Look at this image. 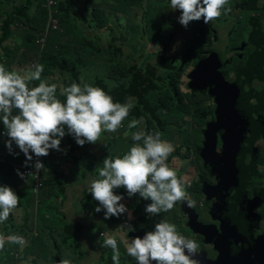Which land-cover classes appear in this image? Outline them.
Masks as SVG:
<instances>
[{
	"label": "rangeland",
	"instance_id": "obj_1",
	"mask_svg": "<svg viewBox=\"0 0 264 264\" xmlns=\"http://www.w3.org/2000/svg\"><path fill=\"white\" fill-rule=\"evenodd\" d=\"M112 1L116 0H0V64H3L8 70L9 67L17 69V71L19 68V72L23 74L24 67L26 70V65L30 62V54L33 53V59L29 67L34 70V65L42 64L41 80L46 81L48 84H57L56 96L61 102H64L66 97L61 93V88L68 87L72 83L80 84L72 79L70 72L83 69L80 68L83 65L94 66V74H97L95 77L93 75L89 76L87 78L88 83L99 87L96 86L95 82L97 83L101 78L110 91H115L133 83L132 77L123 76V72L129 71L133 67L144 68V64L149 61L152 65H155L157 63L156 55L163 54L168 61V68L161 69L159 67L158 77L151 79L152 83L158 85L159 91L152 94L150 101L153 105L157 102L169 105L174 97L179 99L180 104H172L177 107L173 113L159 112L163 117V127L160 129L163 136H160V139L174 146V151L169 155L167 163L170 167L176 169L178 177L186 182L185 190L188 197L191 198L189 193L201 192L203 181H209L210 174L205 169L187 172L183 170L180 172L183 166L189 169L195 165L196 161L199 164H202L203 161L201 146L205 136L200 137L198 150L190 148L189 144L193 135L200 129L206 131L208 125L196 124L193 115L202 118L205 114H211L212 118L214 117L216 103H213L210 93L216 91L222 78H227V82L232 83L231 79L232 81L236 80L240 70L242 72L245 68L244 60L246 57L238 56L240 53L232 55V59L228 63L230 50H227V45L232 41L237 49L241 47L240 44L238 45L239 39L236 36H231L232 26L235 28L239 22L244 21L248 16L256 17L259 15H253L257 11L251 10L247 6L237 7L236 2L238 0H229L228 5L225 7L231 10L226 13L222 10L219 18L210 21L209 24H205L203 18H201L198 21H190L188 26L185 27L179 22L181 10L171 9L170 0H136L139 6L143 5V7L135 5L132 12L120 13L118 16L112 13ZM124 2L129 3L128 0H124ZM6 11L12 13L13 21L6 32V37L2 39L4 23L8 18ZM63 22L67 25H64ZM261 24H264V21H261ZM213 29L214 31L218 30V33H220L219 38L221 41L217 42L219 45L215 44V35L212 34ZM117 37L120 39L117 45L125 46L122 47L123 58L120 61L117 60V56L111 55L114 44L110 40ZM243 37L244 39L247 38V31L243 33ZM100 48H103L104 52L101 53ZM207 50L211 51L208 56H206ZM36 51L37 54L34 55ZM131 53L136 58V62L133 64H130V60L127 58ZM20 69H23V71ZM91 69L87 67L83 70ZM196 70L201 74L196 80H192L191 77ZM150 72L153 73V70H150ZM47 73L54 74L53 78L46 79ZM39 83L40 81H32L29 85L34 87ZM206 84L211 86L207 96L202 93H194V88H200L201 85L206 87ZM176 86L180 89V95L174 91ZM102 89L109 94L104 88ZM198 96L204 99L197 100ZM215 98L216 96H214ZM203 105H205L206 110L197 111V108ZM135 106L136 103L133 107L136 108ZM144 108V106L140 107L141 110ZM187 110L191 112L188 113ZM17 113L18 110H14V114ZM133 119H135L133 116L131 118L127 117L122 122V126L115 132H106L105 138H107V141L103 140L104 137L101 135L102 142L91 152L87 149L88 143L80 146L75 140L71 141L74 138H71L67 126H65V136L61 138V150L50 149V157H55L56 163L70 161L72 164L59 165L58 174L60 175L62 171H65L66 200L63 201L61 197H58L52 198L48 203L42 201V206L46 205L48 209L42 210L41 213L36 206L37 204L40 207V201H38L36 194L34 196L26 192L21 200L16 189L6 181V179H10L12 182L17 181L18 189V177L21 178L18 171L22 173L21 168L28 165V162L27 164H22L19 161L17 163L16 153L8 155L6 158H0V186L7 185L11 187L19 197L17 208L10 213L5 222L0 223L2 224L0 235L8 237L27 234L28 227L24 225L26 220L30 222L28 226L33 227L31 230L32 235H39L34 222H37L38 228L47 223H56L55 229L57 230L59 228L58 222L62 221L53 213L57 210L65 215L64 220L67 224H74L79 227L77 231L80 233V242H71L68 244L67 249L61 247V238L56 233L55 235L50 234L48 230L41 232L43 241H47L42 247L36 245L31 239L27 241L22 250L18 251V248L10 250L15 244L6 242L4 248L7 250L1 254V258L4 256L6 259L9 253L11 263L7 262L6 264H63L64 260L69 261V264H113L112 249L102 246L103 240L108 236L117 239V245L121 253L120 264H129L128 258L130 256L127 255L125 241H131L130 235L127 237L129 231L136 232L133 210L140 208L147 213L145 209L151 203V200L143 199L139 193L129 197L124 187L114 189V194L122 196L120 203L126 206L127 211L108 219H105L103 208L100 215L96 216L94 214L99 202L93 196L89 197L84 204L83 201L84 190L87 189L91 181L100 178L97 169L103 167V160L105 158L114 159L117 156L122 157L136 143L131 138L132 133L139 130L146 131L147 124L143 123L141 126L138 125L137 128H129L128 124ZM184 123L188 125L191 135L189 137H177L179 127ZM151 129L154 133H157L155 129ZM2 131L6 133L3 122L0 120V137ZM165 134H169L170 138L164 136ZM4 140L7 141L8 139L0 138V143ZM260 143L262 141L258 145L261 150V157L264 159V145ZM17 150L21 151L18 146ZM85 153L91 157L89 162L83 161L81 164L79 160L78 162L74 161V158L80 159ZM177 161L181 163L180 170L176 165ZM47 167L48 180L56 179V181H59L57 175L50 173L53 171V167ZM78 167H81L80 171L83 176L77 179L73 178L69 170L65 169L68 168L74 171ZM197 174L202 176L195 178ZM21 179L30 190L29 180L24 176ZM192 180L194 181L193 188ZM263 187L264 166L259 170L256 186H253L250 195L258 192ZM61 190L60 186L56 185L51 190V194L55 196ZM28 198H32L33 203L29 210H25L21 203L26 204ZM201 199L202 196L200 195L196 201L198 216L201 222L206 223L209 220L208 212L211 205L206 204L207 209L202 210L199 208ZM192 200L195 201L193 198ZM132 203H134L133 206ZM262 208V218L264 220V205ZM26 211L30 213L28 217H26ZM179 213L176 204L168 212L155 215L148 213L151 227L144 225L143 229L148 227L151 229L149 231H152L156 223L166 220L175 224L180 234L197 242L195 234L177 221V217H181ZM94 223L96 225L92 228ZM129 224H133L131 226L132 230L128 229ZM13 226H15L14 231L19 232L18 234L8 233V227ZM262 226L263 234L261 236H264V221L261 224ZM67 233L71 234V230H68ZM49 237L51 240H49ZM32 247H36V251H34L33 257H29L25 254V251ZM102 253H106L104 260L102 259Z\"/></svg>",
	"mask_w": 264,
	"mask_h": 264
},
{
	"label": "clouds",
	"instance_id": "obj_2",
	"mask_svg": "<svg viewBox=\"0 0 264 264\" xmlns=\"http://www.w3.org/2000/svg\"><path fill=\"white\" fill-rule=\"evenodd\" d=\"M228 2L170 0V7L181 10L179 22L187 27L190 21L203 18V22L209 24L219 18L222 10L224 13L231 10L225 7ZM164 61L167 60L164 58ZM33 68L21 74L0 64V120L9 137L6 146L11 152L15 142L24 153L26 164L32 160V154L41 157L47 156L50 149L60 151L65 126L78 145L83 146L86 142L94 144L100 141L103 132H115L120 128L134 106L131 100L114 102L102 88L86 83L62 87L61 93L66 100L61 102L56 96L57 84L41 80L43 65L36 64ZM32 81L40 83L29 87ZM14 110L18 113L14 114ZM142 123V118L133 119L128 127L137 128ZM131 138L136 143L130 150L122 157L105 158L103 167L97 169L100 178L90 183L89 192L99 202L95 211L100 212L103 208L105 219L125 213L126 206L120 203L122 196L113 191L120 187L126 189L129 197L139 193L143 199H150L151 203L145 209L150 215L168 212L179 201H186L189 207H195V201L188 197L185 190L186 182L167 163L174 146L161 140L159 132L152 134L139 130L132 133ZM34 167L41 170L44 165L37 160ZM18 174L23 178V173L18 171ZM18 204L19 197L13 189L7 185L0 186V223L8 219ZM60 219L62 221L58 223L65 221L63 216ZM129 230H132L131 227ZM6 242L18 244L21 248L27 243L23 236L6 238L0 235V250L4 249ZM125 245L127 255L135 258L137 264H152V261L156 264H198L193 258L199 249L197 242L180 234L176 225L166 220L156 223L154 230L146 232L143 238L125 241ZM102 246L110 247L113 264H120L117 239L108 236ZM63 264H69V261L64 260Z\"/></svg>",
	"mask_w": 264,
	"mask_h": 264
},
{
	"label": "water",
	"instance_id": "obj_3",
	"mask_svg": "<svg viewBox=\"0 0 264 264\" xmlns=\"http://www.w3.org/2000/svg\"><path fill=\"white\" fill-rule=\"evenodd\" d=\"M229 91L232 95L229 96ZM252 95L251 91H248ZM237 85L230 83L223 87L216 96L215 121L207 127L201 150L205 168L217 177L218 185H205L203 191L210 200L218 197V205L212 215L221 221V231L214 225H205L198 220L199 216L191 210L188 213L190 228L194 233L206 237L207 243H214L235 264H264L261 258L264 253V236L253 240L254 228H259L261 221L254 215L256 202L248 197L250 180L259 171L264 161L261 150L256 144L264 140V118L262 104H240ZM257 94L264 96V79L260 82ZM219 147L222 151L219 152ZM250 223V226H248ZM146 229L131 231L130 237H140ZM204 257L205 255H195ZM195 259V257H193ZM152 264H156L152 261Z\"/></svg>",
	"mask_w": 264,
	"mask_h": 264
},
{
	"label": "trees",
	"instance_id": "obj_4",
	"mask_svg": "<svg viewBox=\"0 0 264 264\" xmlns=\"http://www.w3.org/2000/svg\"><path fill=\"white\" fill-rule=\"evenodd\" d=\"M128 1H129V3L124 2V0L112 1L111 2L113 4L112 13H114V14H116V16H118L120 13L125 14V13L129 12L130 10L133 9V7L135 5L139 6V4L136 0H128ZM236 3H239V5H241V6H247L253 10H263L264 11V0H238ZM139 7H143V5H141ZM120 8H122V9L118 10ZM6 15H8V18L6 19V21L4 23V35H3L2 39H4L6 37V32H7L8 28L12 25V21H13L12 20V13L10 11H6ZM63 23H64V25H67V23H65V22H63ZM203 27H204V25H203ZM255 30L259 34H260V31L262 30L257 22L255 23ZM262 38L263 37L261 35H257L255 38V42H259ZM110 41H112V43L114 44L113 51H112L111 55L117 56V60L120 61L123 58L122 47H125V46L124 45H122V46L117 45V43L120 42L119 37L113 38ZM254 45H257V44L254 43ZM102 49L103 48H100L101 53L104 52V50H102ZM91 52L95 53L93 51H91ZM203 54H205V53H203ZM202 56H204V55H202ZM156 57H157V63L155 65H152L151 62L149 61V62L144 64V68H139V67L134 68L133 67V68H131V70H129L125 73L124 72L122 73V75L125 77H129V76L132 77V80H133L132 85H125L123 88H119L118 90H115V91H110L107 88V86L105 85L103 80H100L97 83L95 82V84H96V86L102 87L107 92H109V95L112 96L114 102L125 103V102L131 100L133 105H134V103H136V106H135L136 108L132 107L130 109L128 117L131 118V116H133L137 120L142 118L143 124H147V126L145 127V129H146L145 132L155 134L153 132V130L151 129V128H153L156 130V132L160 133V136H163V133L160 131V129L163 127L162 126L163 117H162V115L159 114V112L165 111L168 113H173L177 107L172 105V104L173 103L180 104V102H179V99H177V97H174V99L170 101L169 105L163 104L162 102H159V103L157 102V104L153 105L152 102L150 101L152 94L155 91H159L158 85L156 83H152L151 79L154 77H158V74H159L158 68L159 67L161 69H167L168 68V61H164L163 54L160 53V54L156 55ZM127 58L130 60V64H133L134 62H136V58L132 55V53L129 56H127ZM87 67L95 69L94 66H87V65H83L80 68L84 69ZM150 70H153V73H151ZM246 71L252 73V71H250L249 69H246ZM200 74L201 73L198 70H196L194 72V74L192 75L191 79L196 80L200 76ZM232 83L237 85L235 81H232ZM228 84H229V82H227L226 78H222L219 87L216 89V91L214 93H212L213 96H217V93L223 87H225ZM209 86H210L209 84H206V87H204V85H201L200 88H194V93L206 94ZM237 87H238V85H237ZM174 91L179 95L181 94L178 86L175 87ZM248 91H250V89L248 87H246L244 90H242V92L244 94L251 95L248 93ZM228 95L231 96L232 91H229ZM205 96H207V95H205ZM198 97H197L198 98L197 100L204 99L203 97H200V96H198ZM263 101H264V96H263ZM142 106H144L145 108L141 110L140 107H142ZM204 109H205V105H203L202 107H198L197 111H205L206 109L205 110ZM187 112L190 113L191 111L187 110ZM193 116H194V119L196 121V124H200L201 126H204L203 124H207L208 126H210L212 123L209 121V114L203 115L202 118H198L195 115H193ZM139 126H141V125H139ZM205 132L206 131L203 129L198 130L193 135L192 140L189 144V147L192 149L198 150V147H199L198 142H199L200 137L202 135L205 136ZM3 133H5V132L4 131L1 132V135H2L1 137H4L6 135V133L5 134H3ZM190 135H191V133H190V131L188 129V125L186 123H184L183 125H181L179 127V132L177 134V137H181V136L189 137ZM164 136L170 138L169 134H165ZM6 147L7 146H6L5 141L0 143V158H3L5 156ZM43 159L45 161L46 156H43ZM49 161L50 162L48 164H46V162H45V164H46V166L53 167V171L50 173L57 175V177H59V181H56V179H49L48 180V176H47V181L45 182L44 187L42 188L41 192L38 195V201H40V207L36 204L37 209L40 213L42 210L44 211V210L48 209V207H46V205L42 206V201H44V203L45 202L48 203V202H50V200H52V198H58V197H61V199L64 201L62 196L64 194H66L65 187L67 186V184L65 183V171H62V173H60V175L58 174L59 167H60L59 165H67V164L72 165L70 163V161L69 162L63 161L61 163H56L55 157H50ZM65 169L69 170V173L74 178V175L77 174L76 171L80 172L81 167H78L77 170H74V171H71L68 168H65ZM185 169H186V167L183 166V168L180 170V172L185 170ZM82 176H83L82 174H78V177H82ZM6 181L16 189V191L18 192V194L21 197V200H22V198L26 192L29 195L35 196V193H33L32 188L30 190H28L27 184L23 181V179L18 177V189H17V181H13L14 183L10 179H6ZM56 185H59L62 190L60 192H57V195L53 196L51 194V190L53 188H55ZM88 198H84L83 204L86 202V200ZM257 200L259 202L264 203V187L261 189V194ZM32 203H33L32 198H28V202L26 204L21 203V206H23L25 208V210H29ZM133 204L134 203H132V206H133ZM103 211L105 212L104 209H103ZM53 213L58 218H61L63 216V214L60 212H58V213L53 212ZM29 214L30 213L26 211V217H28ZM133 214L135 217L134 224H135L136 230L142 229L144 227V225L151 227V225L149 223V214L148 213H145L140 208H135V210H133ZM29 223L30 222L26 220L24 225L26 227H28L27 234H32L31 230L33 227H29L28 226ZM35 224H36V228L38 229L39 235L34 237L32 240L34 241V243L36 245H39L42 247L43 245L46 244L47 241L46 242L43 241L41 232L48 230L50 224L41 225L39 228L37 227V222ZM95 225L96 224L94 223L92 225V228ZM68 230L69 231L71 230V234L67 233ZM77 230H79V227H77L75 225L72 227L71 224H67L65 221L60 225V227L54 233H56L57 236L59 238H61V247H63L64 249H67L68 244H70L71 242H73V243L80 242V233ZM10 232L15 233V234L19 233L18 231H14V227H8V233H10ZM49 232L52 233L53 231L50 230ZM49 240H51V238ZM34 251H36V247H32L30 249H27L25 251V254L33 253ZM4 255H6V254H4ZM105 256H106V253H102V259L103 260H104ZM7 262L11 263V258L9 256V253H8V257L6 259L4 256L2 257V259L0 260V264H6ZM132 264H135V263H132Z\"/></svg>",
	"mask_w": 264,
	"mask_h": 264
},
{
	"label": "flooded vegetation",
	"instance_id": "obj_5",
	"mask_svg": "<svg viewBox=\"0 0 264 264\" xmlns=\"http://www.w3.org/2000/svg\"><path fill=\"white\" fill-rule=\"evenodd\" d=\"M237 7H244L239 5V3H236ZM253 10V9H251ZM257 12L254 13L253 15H259V16H248L246 17V19L242 22H239V24L234 28V26H232V30H231V36H236L239 39V43L240 44V48L237 49L236 46H234L231 43H229L227 45V50H230V54H229V58H228V63L231 61L232 59V55L234 56L235 54H239L238 56L240 57H246L244 60V64H245V68L242 70H240L238 77L236 78V80L233 81H237L236 84L238 85V90L241 91L244 90L246 87H248L252 93V95H246V94H240V104H244V106L250 105V104H262L264 106V101H263V97L259 96L257 94V91L259 90V86H260V81L262 79H264V24H261V21H264V11L263 10H256ZM258 23L259 26L261 27V31L260 34L256 32L255 30V23ZM233 25V24H232ZM247 31V38L244 39L243 37V33ZM216 34H215V33ZM212 34L215 35V44H217V42H220V38L219 35L220 33H218L217 31H214V29L212 30ZM257 35H261L263 38L259 41V42H255V38ZM214 38V36H213ZM232 38V37H231ZM230 40V38H229ZM229 40L227 41V43L229 42ZM254 43H256L257 45H254ZM243 44V45H242ZM230 45V48L228 49ZM206 56H208L211 51L207 50L206 51ZM260 59L262 61H260ZM258 63L260 65L263 64V66H258ZM246 69H249L250 71H252V73L246 71ZM227 79V78H226ZM232 82V79H231ZM211 86L208 87V91L206 93V95L209 94V88ZM213 92L210 93V97H212L213 103H216V98L214 99V96L212 94ZM216 108H217V104H216ZM216 112V111H215ZM260 116H262L264 118V110L263 112L259 113ZM216 117L214 115V117L212 118L211 114H209V121L213 122L215 121ZM261 145H264V140H259L257 143L259 144V142ZM204 143V142H203ZM203 143L201 146V149H203ZM256 144L257 148H259V145ZM261 148V147H260ZM219 152L222 151V148L219 147L218 149ZM264 161V159H263ZM180 162L177 161L176 165L178 166V168L180 167ZM261 168V167H260ZM201 169H205V171L207 172L208 170L205 168V164L202 161V164H199L198 161L195 162V165L191 166L189 169H185V172L187 171H192V170H201ZM260 169H258L259 171ZM209 174V181L205 180L203 181V184L201 186V192H192L189 193L190 195V199H195V207H189L187 205L186 201H179L176 203V209L179 210V214L181 215L177 217V221H179L183 226L187 227L189 229L190 232L194 233L191 228H190V218L187 212L193 210L194 214L198 215V211H197V206H196V201L199 198V196H202V199L200 201V205L199 208H201L202 210L207 209V205H211L208 215H209V220L208 222L204 223L201 222L198 218V220L200 221V223H203L205 225H214L217 227L218 231L220 234H222L221 231V221L219 219H215L212 215V211L213 209L218 205V197L217 196H213L210 200L208 199V195L204 193L203 188L204 186L207 184L209 186L212 187H216L218 185V180L217 177L215 175L212 174V172L209 170L208 171ZM257 175L258 172L255 174V176H253L250 180V184H249V188H248V195H249V199L252 201L256 202V206L258 207V205H264L263 202H259L257 199L261 194V190H259L256 193H253L252 195H250V192L252 191L253 186H256V180H257ZM202 176V175H195V178ZM192 184V188L194 186V181H191ZM261 206H259L258 208H256L254 215L256 217H258L261 221L259 222V228H254V235H253V240L257 241L259 239V237L263 234L261 224L263 223V218H262V213H263V208ZM131 226H133V224H129L128 227L130 228ZM248 226H250V223H248ZM128 228V229H129ZM132 229V227H131ZM146 231L148 232L149 230H151L148 227H145ZM138 231V230H136ZM131 231H129V233H127V237H129L128 235L130 234ZM195 234V239L197 240V244L199 245V249H198V254L199 255H205L204 257H198V256H194L195 259L198 261V264H235L232 257L228 256L222 249L216 247V245L214 243H207L206 242V237L194 233ZM104 236V235H103ZM131 239H133L132 237H130ZM261 258L264 259V253H262ZM129 264L135 263L137 264L135 258L133 257H129L128 258ZM156 263V262H155Z\"/></svg>",
	"mask_w": 264,
	"mask_h": 264
},
{
	"label": "crops",
	"instance_id": "obj_6",
	"mask_svg": "<svg viewBox=\"0 0 264 264\" xmlns=\"http://www.w3.org/2000/svg\"><path fill=\"white\" fill-rule=\"evenodd\" d=\"M118 10H121V8L120 9H118ZM133 11V9L132 10H130V12H132ZM154 43H156V42H154ZM35 54H37V51L34 53V55ZM32 59H33V53H31L30 54V62L26 65V70H28V69H31L29 66L31 65V61H32ZM260 61H262L261 59H260ZM264 64V63H263ZM263 64L262 65H260L259 63H258V66H263ZM21 67V66H20ZM9 70H17V69H13L12 67H9ZM21 71H23V69H20ZM24 71H25V67H24ZM23 71V72H24ZM18 72H19V68H18ZM70 75L72 76V79H74L75 81H78L79 83H86V84H89V85H91V83H88V81H87V78L89 77V76H91V75H93L94 77L97 75V74H94V69H92V70H83V69H77V70H75V71H71L70 72ZM53 76H54V74H52V73H47L46 74V79H48L49 77H51V78H53ZM100 80H103V79H101L100 78ZM263 81V79L260 81V82H262ZM29 87H30V85H29ZM105 133L106 132H103L101 135L104 137L103 138V140H105V141H107V138H105ZM3 134H5V133H3ZM69 135L71 136V138H74V136L72 135V134H70L69 133ZM0 138H4V139H9V137L7 136V135H5L4 137H0ZM75 140V138L74 139H72L71 141H74ZM5 142H6V140H4ZM76 141V140H75ZM3 142V141H2ZM102 142V140H101V138H100V141H97L96 143H89V142H86V143H88V147H87V149L91 152V151H93L94 149H96L99 145H100V143ZM7 148L8 147H6V150H5V156H4V158H6V157H8V155L9 154H12V153H16L17 154V158H16V162L18 163V161L19 162H21L22 164H24L25 163V161H26V157H25V155H24V153L22 152V151H19V150H17V145L15 144V142H13V144H12V151L10 152L9 150H8V154H7ZM18 154L20 155L19 157H18ZM31 154V153H30ZM50 150H49V154L46 156V160H45V162H46V164H48L50 161H49V158H50ZM90 155H92V154H90ZM33 156H34V154H32V158H33ZM16 157V156H15ZM78 160H79V162L82 164V162L84 161V162H89L90 160H91V157H89L88 155H87V153H85V154H83V156H82V158H80V159H75L74 158V161L75 162H78ZM30 161H28V163H29ZM47 167V166H46ZM48 168V167H47ZM183 168V167H182ZM179 170H180V167L178 168ZM76 173L77 174H75L74 175V178H76L77 179V177H78V174H82V172L80 171V172H77L76 171ZM89 187H90V184L88 185V187H87V189H85L84 190V198H88V197H91L92 196V194L89 192ZM66 194H64L63 196H62V198L64 199V200H66ZM84 210L86 211V207H85V205H84ZM56 213H58L59 212V210H57V211H55ZM102 213V208H101V211L100 212H96V211H94V214L97 216V215H100ZM65 215L63 214V218H65L64 217ZM47 224H50L49 225V229H48V231H50V230H52L53 232L51 233L50 232V234H52V235H55V233H54V230L56 231V229H55V225H56V223H47ZM59 224V227H60V225L62 224V223H58ZM34 226H36V224L34 223ZM13 227H15V226H13ZM1 229H2V224H0V234H1ZM18 236H23L24 237V239L26 240V242L27 241H29V240H31V239H33L34 237H36V235H32V234H18ZM7 238V237H6ZM10 248V247H9ZM18 248V251H20V250H22V248L20 247V245H18V244H15V246L14 247H12V248H10V250H16ZM7 249L6 248H4L3 250H0V260L2 259L1 258V254L4 252V251H6ZM34 253L35 252H33V253H28L27 255L29 256V257H33V255H34Z\"/></svg>",
	"mask_w": 264,
	"mask_h": 264
},
{
	"label": "built area",
	"instance_id": "obj_7",
	"mask_svg": "<svg viewBox=\"0 0 264 264\" xmlns=\"http://www.w3.org/2000/svg\"><path fill=\"white\" fill-rule=\"evenodd\" d=\"M37 160L44 165L41 170H37L34 167ZM21 172L23 173V176L29 180V185L31 186L32 191L38 196L47 181L48 168L44 163L43 156L36 157L34 155L29 164L21 168Z\"/></svg>",
	"mask_w": 264,
	"mask_h": 264
}]
</instances>
